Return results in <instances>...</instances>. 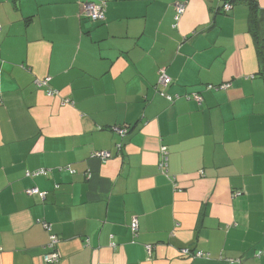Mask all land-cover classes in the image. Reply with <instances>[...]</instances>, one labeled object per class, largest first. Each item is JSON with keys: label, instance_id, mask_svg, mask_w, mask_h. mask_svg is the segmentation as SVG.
<instances>
[{"label": "crops", "instance_id": "obj_1", "mask_svg": "<svg viewBox=\"0 0 264 264\" xmlns=\"http://www.w3.org/2000/svg\"><path fill=\"white\" fill-rule=\"evenodd\" d=\"M90 1L0 0V264H264V0Z\"/></svg>", "mask_w": 264, "mask_h": 264}, {"label": "built area", "instance_id": "obj_2", "mask_svg": "<svg viewBox=\"0 0 264 264\" xmlns=\"http://www.w3.org/2000/svg\"><path fill=\"white\" fill-rule=\"evenodd\" d=\"M233 0H229L227 2H225L222 5V10L223 12H228L232 9V5H233ZM105 1L102 0H96V1H90V2H86L82 4V12H83V16L89 20L92 23L95 22H102L105 19ZM185 10V3L181 2V3H176L174 5V21L178 22V20L180 19V17L183 15ZM49 81L50 78L46 77L40 80H35V84L38 87H45L46 91L45 94L49 97L55 96L57 95V91L51 89L48 85H49ZM170 83V79L165 75L164 70L161 69L159 70V76H158V80H157V84L156 86H166L167 84ZM229 88L228 84H222V85H218V86H212V85H207L205 87L206 91H218V90H226ZM156 93L165 98L168 102H173L176 99H179L181 96H171L166 94L165 92L161 91L160 89L156 90ZM182 97H184V99L186 100H191L193 102H195L197 104V106L202 105L203 103V97L201 93H192V94H186L183 95ZM64 103H67V100L64 101ZM111 130L116 133L120 138L124 137L127 133L129 128L127 126H113L111 127ZM117 147H120V145H118ZM167 154L166 149L164 147L161 148V158H163L161 160V162L159 163V168L161 170H165V168L167 167V157H165ZM92 157L97 158L101 161H106L107 159H109L110 157V153L108 151H95L91 154ZM46 170L44 169H40V170H36V171H32V172H26L25 176L29 177V178H36L39 176H44L46 174ZM27 195H36L37 197H39L41 200H44L45 198V193L44 192H40L38 191L37 188H31L29 190H26L25 192ZM42 227L47 230L50 231V227L49 224L47 223H43ZM131 231L133 233H135L137 231V221L136 219H133L131 221L130 227ZM58 243V239L54 234L49 235V243L47 245V247L50 249V252L47 253L46 255H44L42 257V260L45 264H55L58 262L59 260V254L56 250V244ZM182 254L183 255H188L189 254L193 257V258H199L202 257L203 254L201 252H189L188 250L184 249L182 250ZM255 257L260 258V257H264V248L257 251L255 253Z\"/></svg>", "mask_w": 264, "mask_h": 264}, {"label": "trees", "instance_id": "obj_3", "mask_svg": "<svg viewBox=\"0 0 264 264\" xmlns=\"http://www.w3.org/2000/svg\"><path fill=\"white\" fill-rule=\"evenodd\" d=\"M103 1V0H102ZM234 1H236V0H233V2L232 3H234ZM84 3H86V2H84ZM248 3H249V6H250V10L251 11H258V9L256 8V4H255V2L254 1H249L248 0ZM227 13V12H226ZM264 17H261V21L260 22H255L257 25H259L264 19H263ZM89 21V20H88ZM104 21V20H103ZM102 21V22H103ZM95 23H100V22H95ZM250 27L252 28V35L255 37V39H257V40H259V45L257 46V50H259V51H261L262 50V48L264 47V32H261V33H259V35H257V28L254 26V24H253V26L252 25H250ZM264 57L262 56L261 57V63L263 62V59ZM113 127V126H112ZM119 127H121V126H119ZM110 129H111V127H110ZM112 131V130H111ZM116 134V133H115ZM257 252V251H256ZM255 252V253H256ZM254 256H255V254H254ZM261 258V257H260Z\"/></svg>", "mask_w": 264, "mask_h": 264}, {"label": "rangeland", "instance_id": "obj_4", "mask_svg": "<svg viewBox=\"0 0 264 264\" xmlns=\"http://www.w3.org/2000/svg\"><path fill=\"white\" fill-rule=\"evenodd\" d=\"M176 100H177V99H176ZM174 101H175V100H174ZM174 101H173V102H174ZM173 102H169V103L171 104V103H173ZM127 134H128V133H127ZM127 134H126V135H127ZM126 135H125V136H126ZM122 138H123V137H122ZM110 156H111V155H110ZM109 158H110V157H109Z\"/></svg>", "mask_w": 264, "mask_h": 264}]
</instances>
